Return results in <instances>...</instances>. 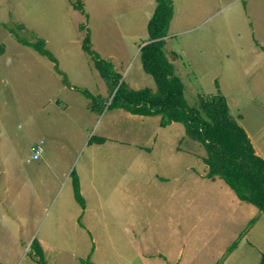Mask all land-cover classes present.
I'll return each mask as SVG.
<instances>
[{
  "label": "rangeland",
  "instance_id": "374dc122",
  "mask_svg": "<svg viewBox=\"0 0 264 264\" xmlns=\"http://www.w3.org/2000/svg\"><path fill=\"white\" fill-rule=\"evenodd\" d=\"M155 3L0 0L2 264H39L33 239L43 242L47 264H80L87 257L94 264H122L114 253L136 251L143 243L160 245L161 237L154 234L152 243L141 227L155 218L154 204L162 206L174 197L163 195L160 182L146 177L153 168L169 167L180 171L184 192L179 217L172 214L178 223L169 246L182 247L187 264H258L264 213L256 218L245 209L250 202L241 199L236 207L224 193L215 196L194 182L191 170H208L201 159L205 149L184 133L181 122L164 127L159 115L109 108L107 87L81 46L88 32L91 48L113 63L129 87L154 90L139 50L148 41L146 24ZM172 4L164 50L184 84L187 102L197 105L202 95L222 93L229 112L235 117L241 112L240 124L264 157V0ZM19 37L42 39L63 74ZM78 88L96 95L97 102L105 98L104 106L91 109V99ZM101 136L108 139L97 142ZM39 139L43 152L30 159V146ZM171 154L177 159L167 157ZM72 169L81 180L85 209L73 195ZM241 210L251 215L243 219Z\"/></svg>",
  "mask_w": 264,
  "mask_h": 264
},
{
  "label": "trees",
  "instance_id": "16d2710c",
  "mask_svg": "<svg viewBox=\"0 0 264 264\" xmlns=\"http://www.w3.org/2000/svg\"><path fill=\"white\" fill-rule=\"evenodd\" d=\"M155 2L146 24L148 41L142 44L139 50L143 69L150 73L155 81L154 90L147 86L129 87L113 63L91 48L89 33L86 32L83 36L81 46L91 57L93 66L107 87L108 96L104 97L108 100L111 96L108 107L123 108L134 114H159V124L162 126L171 121L181 122L185 134L198 141L205 149L203 161L208 166L206 176L221 177L239 199L254 204L264 213V158L255 152L247 132L229 112L223 94L202 95L197 105L187 102L184 84L175 73L173 63L164 50L165 35L173 15L172 0ZM79 7H82L81 3L76 8ZM18 39L47 56L54 62L56 71L63 74L55 55L45 47L42 39L32 42L21 37ZM2 50L0 45V52ZM63 82L68 84L65 76ZM78 89L91 99V109L99 110L104 106L105 98L97 102L96 95L87 89ZM96 140L103 142L105 138L101 136ZM70 175L74 198L84 208L85 199L80 191L78 175L73 169ZM252 222L254 217L249 220V224ZM30 244L35 247L39 264H46L39 242L33 239ZM233 246L234 244H231L228 250ZM92 250L93 245L90 253ZM81 262L94 264L89 257L81 259ZM258 264H264V251L261 252Z\"/></svg>",
  "mask_w": 264,
  "mask_h": 264
},
{
  "label": "crops",
  "instance_id": "0c3cea01",
  "mask_svg": "<svg viewBox=\"0 0 264 264\" xmlns=\"http://www.w3.org/2000/svg\"><path fill=\"white\" fill-rule=\"evenodd\" d=\"M109 57L110 56H108L107 58H109ZM115 66H116V64H115ZM116 70H118V69H116ZM140 115H142V114H140ZM154 115H159V114H154ZM241 117H242L241 112H239V114H237L235 117L237 122H239V124L241 122L240 119H242ZM159 120H160V115H159ZM173 122L174 121H171L169 124L164 125V127L170 126ZM160 126H162V125H160ZM243 128L247 132L246 128L245 127H243ZM184 133H185V131H184ZM248 136H249V134H248ZM249 138L251 140L250 136H249ZM107 139L108 138L105 136L104 141H106ZM100 143H102V142H100ZM173 147L176 150H181V147H179V146L175 145ZM253 147H254V145H253ZM152 148H153V146L150 145L148 147V152L149 151L151 152ZM254 149H255V147H254ZM256 150H257V148L255 149V152L257 153ZM153 154L158 156V152L153 153ZM176 155L171 154L167 157L172 159V160H176L177 159ZM201 159H203V158L201 157ZM164 164H165V162L163 160L162 165L164 166ZM191 176L194 178L193 179L194 182L199 181L200 186L209 187L210 191H213L215 196H216V192H217V196H220V194L224 193L226 196L229 197L231 204L236 205V207L239 204H241L239 201L241 199H239L236 196L234 191L229 187V185L221 177H219L217 175H215L213 177H208V176H206V170H204V169H202L200 171L199 170H191ZM146 179L148 182L149 181H155L157 179L160 182L159 190L162 191L163 195H168V197H171V196L174 197L173 201H171L169 203H161L162 206H157L156 204H154V206L152 207V210H154L155 218L154 219H147L146 222L141 227V233L143 235H145L150 242L154 243V241H153L154 234H157L159 237H161V239L159 241L160 245H158V246L156 245L155 247L152 248L148 244L143 243V247L138 248L136 251L126 252V253L125 252L124 253H122V252L114 253L115 258L119 263L121 262L122 264H187V262L185 261V258L183 257L182 247H180V246L176 247L175 245L169 246V244H171L172 238L176 237L175 225H176V223H178V219H174L172 214L176 213V216L179 217V213L177 211L181 207V197H182V194L184 193L183 189L180 188V186H179L181 184L180 171L175 173V170L173 167H169L168 170H166V171L165 170L157 171L156 169L153 168L151 170L149 176L146 177ZM78 180H79V186H80V191H81L82 187H81V180L79 178V175H78ZM207 190L208 189L201 188V191H207ZM243 201H245V200H243ZM244 204L246 207L245 209H248V213L254 212L255 217L256 218L259 217V215L261 214L259 212H261V211H259L254 204L253 205H251L252 203L251 204L244 203ZM85 206H86V203H85ZM241 213L243 214V219H247L246 217H249L251 215V214H247V210H241ZM235 219H238V213H237ZM166 224L168 225V228H169L168 231L164 230L165 229L164 227ZM252 225L253 224H251V226ZM82 226H83V224H82ZM132 226H134L133 221H132ZM132 231L134 233L133 227H132ZM233 235H234V237H236L239 235V232L234 233ZM244 235L245 234H243V236ZM134 241H138V239L134 240ZM165 241H168L167 245L163 244V243H165ZM39 243H40V246L42 248V253H43L44 257H46L45 252H44V244L41 241H39ZM163 246H168V248H165ZM93 249H94V246H93ZM232 249L231 250L227 249L228 253H231ZM189 257H191V256H189ZM224 258H226V257H224ZM46 264H47V259H46ZM80 264H85V263L81 262Z\"/></svg>",
  "mask_w": 264,
  "mask_h": 264
},
{
  "label": "built area",
  "instance_id": "2783aa9c",
  "mask_svg": "<svg viewBox=\"0 0 264 264\" xmlns=\"http://www.w3.org/2000/svg\"><path fill=\"white\" fill-rule=\"evenodd\" d=\"M43 143H44L43 139H39L30 146V153H29L30 159H37L41 156L43 152Z\"/></svg>",
  "mask_w": 264,
  "mask_h": 264
}]
</instances>
